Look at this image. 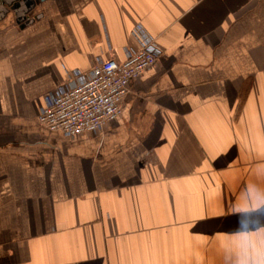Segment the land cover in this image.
Masks as SVG:
<instances>
[{
  "label": "crops",
  "instance_id": "1",
  "mask_svg": "<svg viewBox=\"0 0 264 264\" xmlns=\"http://www.w3.org/2000/svg\"><path fill=\"white\" fill-rule=\"evenodd\" d=\"M34 13L22 29L0 15V264H235L237 235L264 234V0ZM139 40L163 54L102 132L37 122L69 72L121 62Z\"/></svg>",
  "mask_w": 264,
  "mask_h": 264
},
{
  "label": "built area",
  "instance_id": "2",
  "mask_svg": "<svg viewBox=\"0 0 264 264\" xmlns=\"http://www.w3.org/2000/svg\"><path fill=\"white\" fill-rule=\"evenodd\" d=\"M138 49H126L121 62L105 60L89 71L74 70L44 97L37 122L51 131L74 137L100 133L122 115V99L130 83L156 66L163 51L152 42Z\"/></svg>",
  "mask_w": 264,
  "mask_h": 264
},
{
  "label": "clouds",
  "instance_id": "3",
  "mask_svg": "<svg viewBox=\"0 0 264 264\" xmlns=\"http://www.w3.org/2000/svg\"><path fill=\"white\" fill-rule=\"evenodd\" d=\"M233 253L235 264H264V234L242 231L235 239Z\"/></svg>",
  "mask_w": 264,
  "mask_h": 264
},
{
  "label": "water",
  "instance_id": "4",
  "mask_svg": "<svg viewBox=\"0 0 264 264\" xmlns=\"http://www.w3.org/2000/svg\"><path fill=\"white\" fill-rule=\"evenodd\" d=\"M43 1L45 0H15L9 6L0 5V15L11 11L16 24L22 29L42 17V13H34V11Z\"/></svg>",
  "mask_w": 264,
  "mask_h": 264
}]
</instances>
